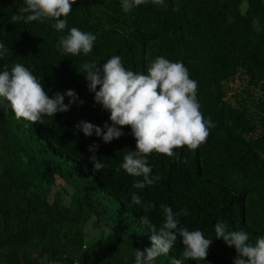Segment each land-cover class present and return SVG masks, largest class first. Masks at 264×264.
I'll return each instance as SVG.
<instances>
[{
    "label": "trees",
    "instance_id": "trees-1",
    "mask_svg": "<svg viewBox=\"0 0 264 264\" xmlns=\"http://www.w3.org/2000/svg\"><path fill=\"white\" fill-rule=\"evenodd\" d=\"M165 4L149 2L125 13L121 0H77L67 28L58 32L54 20L11 23L24 0H0V42L9 49L0 72L20 63L50 97L67 90L79 97L69 111L45 116L44 125L18 120L0 98V264H135L136 249L151 247V232L140 217L147 215L159 229L165 219L161 205L174 212L186 208L188 214L178 217L181 226L212 240L199 264H234L236 249L216 239L217 222L247 232L253 244L264 237V0ZM72 27L97 37L88 56L58 50L60 37ZM112 56L142 74L159 56L183 63L198 83L201 113L215 124L196 150L185 146L171 158L150 154L151 176L159 179L143 189L133 187L142 177L120 167L126 152L136 150L130 126L111 143L95 134L86 137L76 127L80 121L101 128L111 124L81 66L95 62L102 68ZM239 81L233 104L226 86ZM69 100L66 96L65 103ZM94 143L105 165L95 173L89 160ZM60 181L64 187L58 188ZM133 192L155 208L145 213L132 203ZM94 219L115 231L110 246L88 240L86 229ZM183 247L178 239L154 264L182 258Z\"/></svg>",
    "mask_w": 264,
    "mask_h": 264
},
{
    "label": "clouds",
    "instance_id": "clouds-1",
    "mask_svg": "<svg viewBox=\"0 0 264 264\" xmlns=\"http://www.w3.org/2000/svg\"><path fill=\"white\" fill-rule=\"evenodd\" d=\"M167 7L165 0H121L125 13L146 3ZM77 0H24V6L11 17V23H31L54 20L52 27L58 32L67 28V17ZM175 10V9H174ZM97 37L72 27L66 36H61L58 50L64 55L88 56ZM9 54V49L0 42V59ZM83 75L88 81V89L94 93V101L110 113L111 124L105 122L103 128L87 121H80L77 128L86 137L95 134L104 143L118 140L125 133L124 126L131 127L136 140V150L127 151L120 167L129 175L142 177L133 187L143 189L154 185L159 177L151 176L152 168L148 157L153 152L174 157V150H196L207 141L210 129L215 127L211 118L205 119L197 99L198 83L190 78L188 69L181 62H171L163 56L156 57L147 68V74L128 70L120 56H112L99 67L95 62H85ZM81 73L80 71H78ZM99 89V90H97ZM70 100L66 104L65 97ZM0 98L6 100L16 118H23L32 124L45 123L44 117H55L67 112L79 97L74 90L56 92L50 97L32 72L20 63L9 71L5 66L0 72ZM81 104L84 101H80ZM99 145L89 146L93 154L89 160L92 171L100 172L105 165L96 156ZM119 170V169H118ZM132 203L139 205L147 213L155 208L154 203L144 204L136 193H131ZM164 222L157 229L147 215L140 222L151 232V247L143 251L136 249L135 264H154L157 257L168 255L178 239H182V258H173L171 264H184L185 260L204 261L209 252L211 239L205 238L200 230L190 231L180 224L178 217L187 215V209L174 212L170 206L161 205ZM216 239H222L227 246L235 247L234 264H264V237L255 243L249 242V235L243 230L229 231L222 222L215 224Z\"/></svg>",
    "mask_w": 264,
    "mask_h": 264
},
{
    "label": "rangeland",
    "instance_id": "rangeland-1",
    "mask_svg": "<svg viewBox=\"0 0 264 264\" xmlns=\"http://www.w3.org/2000/svg\"><path fill=\"white\" fill-rule=\"evenodd\" d=\"M242 86V82H237L234 84H229L226 86V91L228 94V101L235 104V97L236 93L240 91V88ZM64 187V184L62 181L58 183V188ZM57 189L53 191V194L56 192ZM52 200V199H51ZM64 203L68 204L71 203V200L68 197H64ZM89 233L88 240H97L99 241L102 246L108 247L112 243L116 241V233L114 230H112L109 227L102 226L97 219H94L86 229Z\"/></svg>",
    "mask_w": 264,
    "mask_h": 264
},
{
    "label": "built area",
    "instance_id": "built-area-1",
    "mask_svg": "<svg viewBox=\"0 0 264 264\" xmlns=\"http://www.w3.org/2000/svg\"><path fill=\"white\" fill-rule=\"evenodd\" d=\"M57 264H62L61 262L57 263ZM72 264H84V262L76 260L74 261Z\"/></svg>",
    "mask_w": 264,
    "mask_h": 264
}]
</instances>
